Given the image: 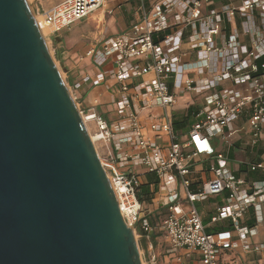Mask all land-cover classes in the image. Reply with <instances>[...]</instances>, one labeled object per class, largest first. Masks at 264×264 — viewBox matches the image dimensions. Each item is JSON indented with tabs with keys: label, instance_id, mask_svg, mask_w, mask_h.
I'll list each match as a JSON object with an SVG mask.
<instances>
[{
	"label": "built area",
	"instance_id": "built-area-1",
	"mask_svg": "<svg viewBox=\"0 0 264 264\" xmlns=\"http://www.w3.org/2000/svg\"><path fill=\"white\" fill-rule=\"evenodd\" d=\"M134 1L139 20L85 52L98 71L75 86L115 82L119 98L112 121L82 109L69 88L84 123L93 124L92 143L105 146L99 160L119 213L135 236H150L154 228L141 219L137 195L150 175L166 197L168 214L159 228L171 248L185 258L198 254L201 264H220L223 252L241 247L256 259L246 264H264V244L252 240L264 225V162L234 168L212 143L233 145L236 135L247 132L252 147L264 145V0ZM104 2L65 0L42 15V24L59 34L96 14ZM190 53L195 61L186 59ZM178 93L202 102L191 109L196 122L185 135L172 126ZM242 118L247 131L237 124ZM197 163L205 167L195 171ZM223 194L211 221L227 220L231 229L207 232L195 205ZM247 216L252 227L245 224ZM150 256L153 263L156 257Z\"/></svg>",
	"mask_w": 264,
	"mask_h": 264
},
{
	"label": "water",
	"instance_id": "water-1",
	"mask_svg": "<svg viewBox=\"0 0 264 264\" xmlns=\"http://www.w3.org/2000/svg\"><path fill=\"white\" fill-rule=\"evenodd\" d=\"M27 0H0V264H143Z\"/></svg>",
	"mask_w": 264,
	"mask_h": 264
},
{
	"label": "crops",
	"instance_id": "crops-1",
	"mask_svg": "<svg viewBox=\"0 0 264 264\" xmlns=\"http://www.w3.org/2000/svg\"><path fill=\"white\" fill-rule=\"evenodd\" d=\"M65 0H35L36 5V14H38L39 18L44 15V13L48 12V10ZM148 3V0L146 1ZM139 13L137 11V3L134 0H105L102 8L98 13L83 19L82 21L76 23L85 24L86 27L89 28L92 23L95 22L97 26V33L94 34V43H89L87 46L77 47L69 50H64L60 45L62 44L60 41H56L55 39L59 37V34L54 38V47L57 49V56L59 62L64 65L65 74L69 75L68 78L72 80L71 90L73 95L77 98L78 102L81 105V108L84 110L94 109L100 115L102 114L106 119L112 121L115 109V102L118 100L119 95H117V87L115 82L106 81L102 83L98 87H93L90 83L84 84V86L75 88L76 84L80 81L84 75H94L98 69L91 63V60L85 57V52L93 45H99L101 41L104 39L114 37L117 34H122L131 29L132 25L139 20ZM41 20V19H40ZM42 22V20H41ZM87 22V23H86ZM43 25V24H42ZM45 30L47 28L43 25ZM76 31L72 32L75 36L79 34V30L75 28ZM83 54V55H82ZM187 60L195 61L194 53H190L186 57ZM150 79L151 77H146ZM141 81V80H138ZM184 95V94H183ZM192 95L190 94V97ZM188 97L185 96L183 99L177 98V102L175 105L180 103H187L186 100ZM174 105V106H175ZM172 107L170 111H172L173 119L180 117L184 112H179L178 114H174L175 107ZM156 113H160L159 110H155ZM239 126H242L245 131L248 130V125L246 124V118H242L237 122ZM185 132L178 131L181 135H185L189 130L190 126ZM230 147V151L228 155H225L232 167L237 168L243 163H253V162H264V145L260 144L258 146L250 145V135L247 132L236 135L234 138L233 145H228ZM236 153V155H235ZM106 155V151H105ZM205 167V164L197 163L195 166V171H200ZM124 169V168H122ZM143 182L146 183V176L143 177ZM163 191L156 185V190L154 192V196L150 202H143V213H141V219L145 220L152 228H154L153 232L150 233V236L145 239H149V243L152 245V249L154 250V246L156 244L155 241H165L166 239L159 228L161 221L168 214L165 211L164 203L166 201L165 195H163ZM219 200V202H214L215 200ZM211 198L199 204V207H196L198 210L202 223L204 227H206V231H215V229L222 228V225L226 223L227 220H223L222 222H212L211 218L216 214V207L221 206L224 202L225 195H221V197ZM253 222L251 216H247L245 220V224L249 227L250 223ZM252 240L254 242H260L264 244V225L260 226L257 229L255 235H253ZM150 250V249H149ZM151 251L150 253H154L155 257L157 255V251ZM180 251V255L183 259L182 264H201L199 260V256L196 253H193L189 258H185L183 256V251ZM180 260V259H179ZM220 264H246L247 262L256 260L255 257L251 254H246L242 251L241 247L236 250L225 251L219 257Z\"/></svg>",
	"mask_w": 264,
	"mask_h": 264
},
{
	"label": "rangeland",
	"instance_id": "rangeland-1",
	"mask_svg": "<svg viewBox=\"0 0 264 264\" xmlns=\"http://www.w3.org/2000/svg\"><path fill=\"white\" fill-rule=\"evenodd\" d=\"M45 1V0H43ZM30 7L33 9V14H35L37 20H38V24L40 27V31L43 34V37L45 39L46 45L50 50L51 56L54 60V63L57 65L59 72L61 74L62 79L64 80V82L66 83V86L68 87V89L72 88V80L68 78V74H65V69H64V65L61 64L59 62L58 56H57V49L56 47H54L53 43H54V38L56 35H54L51 30L47 31L45 30V28L42 25V17L39 18L38 14H36V5H35V0H28ZM104 4V3H103ZM234 5L238 4V0H235ZM103 6V5H102ZM101 6V8H102ZM216 6V4H215ZM100 8V9H101ZM211 8V7H210ZM99 9V10H100ZM204 12H206L207 6L203 7ZM99 10L97 11V13L99 12ZM41 19V20H40ZM87 23V22H86ZM89 28L83 27L85 26V24H78L77 26H75L76 24L70 26L69 28H67L65 31L61 32L58 39L56 38V41H60L62 44H60L64 50H69L71 51L74 48H77L78 46L81 48L83 46H87L89 43H94V41H92L94 39V34L97 33L98 29L97 26L95 25V22L92 21ZM75 28L77 30H79V34H77L76 36L72 33L75 30ZM260 40H261V36H259ZM83 55V54H82ZM69 89V90H70ZM73 91V90H72ZM179 94V99H183L185 96L188 95L187 99L188 100V107H190V109H194L197 106H200L202 104V102L197 98V102H194V99L192 97H190L189 93H185L183 94ZM196 100V99H195ZM199 100V101H198ZM174 114H178L179 112H184L185 108L187 107V103H180L178 105L174 106ZM187 125V124H186ZM86 128L89 131V134L93 135L94 133V128H93V124L92 123H86ZM214 147L216 150H218L219 152L221 151L224 155H228L229 151H230V147L227 145V143H224L223 141L219 140V139H215L213 142ZM96 147V150L98 152V156H100V158L103 159V157H105V146L99 144V143H94L93 144ZM236 155V153H235ZM139 172H144L143 169H139ZM220 199L217 198V200H215L214 202H219ZM197 207H199V204H196ZM143 213V212H142ZM139 232H137L135 238H136V242L140 251V258H141V262H143V264H182V256L180 255V251L175 250L173 248H171L165 241H155L156 244L154 246V250L155 253L157 251V255L155 258V261L153 263L149 262L150 259V255H154V253H150L151 251L149 250L150 245H149V239H145L143 237H138ZM155 256V255H154ZM180 259V260H179Z\"/></svg>",
	"mask_w": 264,
	"mask_h": 264
},
{
	"label": "trees",
	"instance_id": "trees-1",
	"mask_svg": "<svg viewBox=\"0 0 264 264\" xmlns=\"http://www.w3.org/2000/svg\"><path fill=\"white\" fill-rule=\"evenodd\" d=\"M195 122L196 119L193 111L191 109H186L184 114H182L180 117L176 116V118L172 120V126L174 127V130L177 132L178 131L185 132L188 129L186 127V124L187 126H191ZM146 178H148L147 182L143 183L140 186V189L137 193L138 199L141 202H150L156 190V185H157L156 180L152 178L150 175H146ZM252 224L253 222L250 223V226H253ZM229 229H231L230 223L226 221V223L222 225V228L215 229V231L213 232H221L222 230H229ZM207 232H211V231H207Z\"/></svg>",
	"mask_w": 264,
	"mask_h": 264
},
{
	"label": "bare ground",
	"instance_id": "bare-ground-1",
	"mask_svg": "<svg viewBox=\"0 0 264 264\" xmlns=\"http://www.w3.org/2000/svg\"><path fill=\"white\" fill-rule=\"evenodd\" d=\"M28 1V0H27ZM29 3V2H28ZM36 17V16H35ZM36 21H37V23H38V20H37V18H36ZM38 27H39V24H38ZM39 30H40V27H39ZM42 33V32H41ZM42 36H43V34H42ZM44 38V37H43ZM45 40V39H44ZM46 43V42H45ZM91 136V135H90ZM93 140V139H92ZM94 141V140H93ZM95 142H93V144H94Z\"/></svg>",
	"mask_w": 264,
	"mask_h": 264
}]
</instances>
